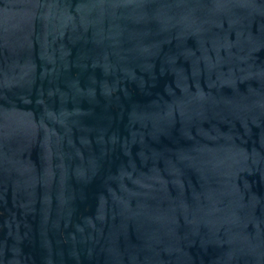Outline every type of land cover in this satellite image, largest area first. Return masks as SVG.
I'll return each instance as SVG.
<instances>
[{
	"label": "water",
	"instance_id": "obj_1",
	"mask_svg": "<svg viewBox=\"0 0 264 264\" xmlns=\"http://www.w3.org/2000/svg\"><path fill=\"white\" fill-rule=\"evenodd\" d=\"M0 264H264V0H0Z\"/></svg>",
	"mask_w": 264,
	"mask_h": 264
}]
</instances>
